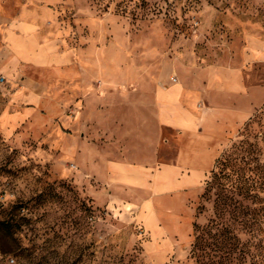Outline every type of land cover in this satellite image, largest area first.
<instances>
[{
    "label": "rangeland",
    "instance_id": "374dc122",
    "mask_svg": "<svg viewBox=\"0 0 264 264\" xmlns=\"http://www.w3.org/2000/svg\"><path fill=\"white\" fill-rule=\"evenodd\" d=\"M26 7L67 61L0 68V264H228L214 237L225 228L257 253L264 235L250 238L235 205L252 201L223 187L249 181L252 208L264 201V104L226 135L167 233L149 235L135 207L102 197L92 165L124 156L129 109L174 83L177 57L219 61L244 33L264 38V0H0L12 16Z\"/></svg>",
    "mask_w": 264,
    "mask_h": 264
},
{
    "label": "crops",
    "instance_id": "0c3cea01",
    "mask_svg": "<svg viewBox=\"0 0 264 264\" xmlns=\"http://www.w3.org/2000/svg\"><path fill=\"white\" fill-rule=\"evenodd\" d=\"M28 11L12 16L0 10V68L64 65L67 57L39 34L37 16ZM173 68L177 82L162 79L155 99L145 94L129 109L124 156L92 165L101 196L135 207L132 219L151 236L167 233L165 220L180 210L188 191L206 183L226 135L264 104V38L246 32L219 61L190 54L177 57ZM136 110L144 121L132 117Z\"/></svg>",
    "mask_w": 264,
    "mask_h": 264
},
{
    "label": "trees",
    "instance_id": "16d2710c",
    "mask_svg": "<svg viewBox=\"0 0 264 264\" xmlns=\"http://www.w3.org/2000/svg\"><path fill=\"white\" fill-rule=\"evenodd\" d=\"M218 174L217 172L214 174V179L218 176ZM220 174H222V172H220ZM212 184L213 182H211L209 185L213 187ZM228 188H234L238 190L239 194L243 196V199L251 200L252 204L254 203L255 205L254 200L251 198L254 195V191L256 190V186L253 183L248 181L247 183L239 184L238 186H224L223 190H227ZM233 197L234 196L229 194L224 195V197H222L223 204L225 206H229V204L232 205L233 200L235 199ZM258 204H260L259 207L256 208L254 206V208H252L251 205L244 204L242 201L235 199V205L241 206V208L245 210L242 214V219L237 220H240V223L248 229L247 233L251 235L250 238L252 239H259V236L262 234L264 235V201H259ZM214 237H220L222 239L223 248L221 251L224 254L223 256L229 261L228 264H234L233 261L236 259L235 255H237V259L241 261V263L238 262L239 264H245L249 257L252 258L250 264H264V246L261 243L259 245L256 244V246H258L257 253H252L249 250V244L251 240H242L235 231L229 228H225L219 234H215ZM261 241L262 240H260V242ZM214 246L217 247L218 244L214 243Z\"/></svg>",
    "mask_w": 264,
    "mask_h": 264
},
{
    "label": "bare ground",
    "instance_id": "6f19581e",
    "mask_svg": "<svg viewBox=\"0 0 264 264\" xmlns=\"http://www.w3.org/2000/svg\"><path fill=\"white\" fill-rule=\"evenodd\" d=\"M132 117H135V120H136V122H139V121H141V120H145L144 119V116L141 114V113H139V111L138 110H136L135 112H134V114L132 115Z\"/></svg>",
    "mask_w": 264,
    "mask_h": 264
},
{
    "label": "built area",
    "instance_id": "2783aa9c",
    "mask_svg": "<svg viewBox=\"0 0 264 264\" xmlns=\"http://www.w3.org/2000/svg\"><path fill=\"white\" fill-rule=\"evenodd\" d=\"M173 82H177L178 78L176 76L172 77Z\"/></svg>",
    "mask_w": 264,
    "mask_h": 264
}]
</instances>
